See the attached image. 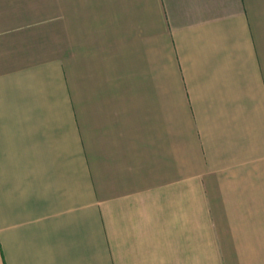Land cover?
<instances>
[{
    "label": "crops",
    "instance_id": "0c3cea01",
    "mask_svg": "<svg viewBox=\"0 0 264 264\" xmlns=\"http://www.w3.org/2000/svg\"><path fill=\"white\" fill-rule=\"evenodd\" d=\"M0 264H264V0H0Z\"/></svg>",
    "mask_w": 264,
    "mask_h": 264
}]
</instances>
